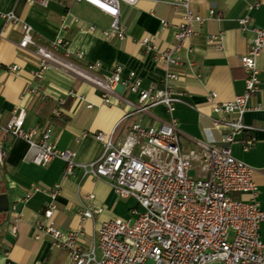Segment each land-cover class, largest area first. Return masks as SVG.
Listing matches in <instances>:
<instances>
[{
  "label": "crops",
  "instance_id": "1",
  "mask_svg": "<svg viewBox=\"0 0 264 264\" xmlns=\"http://www.w3.org/2000/svg\"><path fill=\"white\" fill-rule=\"evenodd\" d=\"M170 1L140 0L137 5L123 2L120 21L127 35L120 40L109 39L104 34L112 18L88 2L52 0L43 7L25 0H0V123L6 124L15 109H23L24 127L36 129V140L51 128V140L57 147L75 150V161L83 163L95 161L103 153V143L92 135L94 132L114 129L115 143L122 144L135 122L154 126L167 120L163 105L137 112L133 104L137 96L128 90L112 93L110 103H106L102 89L93 81L58 65L46 70L41 92L32 94L29 89L37 83L32 72L40 58L34 46L19 47L22 29L16 24H6L3 14L14 12L29 23L35 39L44 47L51 48L56 37H65L67 51L59 53L76 65L86 67L88 63L100 61L103 67L97 73L101 76H110L113 68L120 65L122 76L134 71L142 85L148 87L161 81L165 66L155 59L154 50L143 45L142 40L151 38L159 50L174 46L180 18ZM249 5H254L251 10ZM191 8L205 17L210 8H215L222 20L209 19L203 25L194 24L195 34L181 51L186 75L178 81L183 102L176 105L174 116L179 123L184 151L196 147L197 140L221 144L227 129L211 120L212 103L208 95L216 92L218 101H228L244 91L245 71L240 58L247 52L254 33L242 31L238 20L249 13L253 25L264 27V0H191ZM163 21L170 25L163 26ZM220 33L222 47L218 49L209 44V38ZM79 51L83 52L81 58L76 56ZM12 64L21 67L18 73L9 69ZM257 66L264 87V50L257 59ZM262 100V93H257L250 105L255 107ZM244 122L253 129L236 137L232 154L254 169L253 178L264 209V110H248ZM83 132L87 135L80 137ZM248 137H253L254 143L244 150V140ZM0 142L7 150L4 163L0 164V196H6L2 205H8V209H0V264H72L67 250L53 247L46 235L37 237L36 223L50 197L41 191L24 199L33 184L44 189L61 184L55 200V223L62 230L83 226L85 236L80 243L84 248L96 242L103 222L117 216L130 217L131 210L137 206L135 198L118 196L105 178L84 176L81 170L75 169L73 175L64 179L66 163L60 158H54L45 166L32 163L29 143L24 138L0 132ZM89 195L93 196L91 200L87 198ZM239 197L247 198V195ZM85 206L100 211L81 223L80 215ZM15 212L21 215V220L17 221V230L13 233ZM261 239L264 241V228Z\"/></svg>",
  "mask_w": 264,
  "mask_h": 264
},
{
  "label": "built area",
  "instance_id": "2",
  "mask_svg": "<svg viewBox=\"0 0 264 264\" xmlns=\"http://www.w3.org/2000/svg\"><path fill=\"white\" fill-rule=\"evenodd\" d=\"M25 1L47 7L52 0ZM75 1L88 2L109 15L112 22L104 34L109 39L123 40L127 33L120 21L121 4L137 5L140 0ZM170 4L180 18L174 46L159 50L151 38L142 40L143 45L154 50L155 59L165 66L161 81L148 87L142 85L140 76L134 71L126 77L122 76L120 65L113 68L110 76L97 73L103 67L100 61L88 63L86 67L76 65L59 53L67 51L65 37L58 36L51 48L44 47L35 39L29 23L14 12L3 14L6 24H16L22 29L19 47L27 49L34 46L40 58L32 72L37 80L35 86L29 89L32 94L41 92L46 70L58 65L93 81L102 89L106 103H110L111 94L121 84L123 90L137 96V102L133 103L137 112L163 105L168 115L167 120L154 126L135 122L122 144L115 143L114 129L94 132L92 135L103 143V153L97 160L83 163L75 161V150L57 147L51 140V128L36 140V129L24 127L26 114L23 109H15L6 124L0 123V132L27 140L32 163L45 166L54 158H60L66 163L64 179L79 169L84 176L109 180L118 196L133 197L137 201L130 217L117 216L103 222L98 228L96 242L84 248L80 243L85 236L83 226L62 230L55 223V200L61 184H54L48 189L33 184L24 199L41 191L47 192L50 197L41 219L36 223L37 237L46 235L53 247L67 250L72 264H147L149 261L153 264H264V241L261 239L264 209L260 206L254 169L236 158L231 149L239 134L253 129L244 122V114L252 108L264 110V87L257 66V59L264 50V27L253 25L249 13L238 20L242 31L254 33L247 52L240 58L245 71L244 91L228 101H218L216 92L208 95V101L212 103L211 120L227 129L221 144L197 140L196 147L184 151L179 123L174 116L176 105L183 102L178 81L186 75L181 51L185 42L195 34L194 24L203 25L209 19L219 21L222 17L215 8H210L206 17L194 13L191 0H171ZM253 6L249 5L248 9ZM162 24L170 25L166 21ZM209 44L220 49L221 33L212 35ZM76 56L83 57V52H77ZM9 69L18 73L21 67L12 64ZM196 76L200 77V74ZM257 93H262L263 100L252 107L251 98ZM86 135L83 132L80 137ZM253 143V137L244 140V150H248ZM5 149L0 142V164L7 156ZM192 169L197 170L195 177L189 176ZM242 194L247 198L239 197ZM87 198L91 200L93 196ZM99 211V208L85 206L80 215L81 223ZM19 220L21 215L15 212L11 232L16 233Z\"/></svg>",
  "mask_w": 264,
  "mask_h": 264
},
{
  "label": "water",
  "instance_id": "3",
  "mask_svg": "<svg viewBox=\"0 0 264 264\" xmlns=\"http://www.w3.org/2000/svg\"><path fill=\"white\" fill-rule=\"evenodd\" d=\"M124 88H123V86L121 85V84H118L117 86H116V88H115V91H118V92H123L122 90H123ZM6 199V196L5 195H2V196H0V204H1V210H6V209H8V205H7V203H6V205H2V200H5Z\"/></svg>",
  "mask_w": 264,
  "mask_h": 264
},
{
  "label": "rangeland",
  "instance_id": "4",
  "mask_svg": "<svg viewBox=\"0 0 264 264\" xmlns=\"http://www.w3.org/2000/svg\"><path fill=\"white\" fill-rule=\"evenodd\" d=\"M196 174H197V170H195V169H192V170L189 172V176H191V177H195Z\"/></svg>",
  "mask_w": 264,
  "mask_h": 264
},
{
  "label": "bare ground",
  "instance_id": "5",
  "mask_svg": "<svg viewBox=\"0 0 264 264\" xmlns=\"http://www.w3.org/2000/svg\"><path fill=\"white\" fill-rule=\"evenodd\" d=\"M89 78H92V79H94L93 77H91V76H88Z\"/></svg>",
  "mask_w": 264,
  "mask_h": 264
}]
</instances>
